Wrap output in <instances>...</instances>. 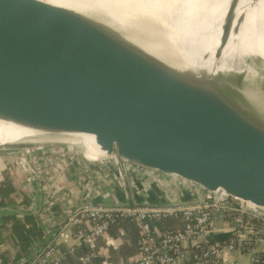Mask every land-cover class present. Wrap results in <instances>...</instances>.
I'll return each mask as SVG.
<instances>
[{
  "label": "water",
  "instance_id": "1",
  "mask_svg": "<svg viewBox=\"0 0 264 264\" xmlns=\"http://www.w3.org/2000/svg\"><path fill=\"white\" fill-rule=\"evenodd\" d=\"M127 35L44 0H0V121L39 136H91L102 155L196 185L204 198L224 192L264 209V132L216 102L242 78L235 86L216 72L173 85ZM248 64L255 76L245 82L264 84V67Z\"/></svg>",
  "mask_w": 264,
  "mask_h": 264
},
{
  "label": "crops",
  "instance_id": "2",
  "mask_svg": "<svg viewBox=\"0 0 264 264\" xmlns=\"http://www.w3.org/2000/svg\"><path fill=\"white\" fill-rule=\"evenodd\" d=\"M34 149L28 158L32 172L16 166L18 149L0 150V264H29L49 244L57 245L61 264H87L81 257L88 251L64 226L71 209L86 200L96 205L167 208L187 203L189 197L172 179L156 178L148 171L116 170L72 156L63 149L64 140L54 137ZM48 139V138H45ZM21 155L24 151L20 150ZM221 226V224H219ZM159 238L166 229L182 230L183 222L173 217L151 224ZM138 222L123 219L96 241L102 258L88 264H130L139 259ZM226 234L216 235L222 240ZM76 250L74 255L70 249ZM240 264H248L240 259Z\"/></svg>",
  "mask_w": 264,
  "mask_h": 264
},
{
  "label": "bare ground",
  "instance_id": "3",
  "mask_svg": "<svg viewBox=\"0 0 264 264\" xmlns=\"http://www.w3.org/2000/svg\"><path fill=\"white\" fill-rule=\"evenodd\" d=\"M44 1L81 14L88 7L90 10L97 7L112 23L128 25L131 36H126V42L130 49L141 59L154 62L163 79L173 85L193 78H207L216 72L231 80L239 79L241 74L254 77L250 61L264 67V0L240 1L225 44L223 29L227 14L232 11V0ZM146 14L155 19L159 17L162 29L153 26L145 34L140 18L147 17ZM168 42L169 46L165 47ZM217 97L220 108L235 113L247 125L264 132L261 118L264 110L256 105L264 104V90L242 92L237 96L220 91ZM36 136L29 130L0 121V145L17 144ZM89 139L94 140L86 136L88 144Z\"/></svg>",
  "mask_w": 264,
  "mask_h": 264
},
{
  "label": "built area",
  "instance_id": "4",
  "mask_svg": "<svg viewBox=\"0 0 264 264\" xmlns=\"http://www.w3.org/2000/svg\"><path fill=\"white\" fill-rule=\"evenodd\" d=\"M83 137L66 138L63 149L70 155L82 157L88 162L108 165L116 170L132 168L148 171L156 178L172 179L179 189L186 193L193 205L167 208L137 207L126 205L108 207L91 201L70 210L64 226L74 229L75 238L88 249L81 257L83 263H91L99 254L96 241L111 227L123 219L135 220L140 226L138 237L139 259L130 264H240L246 259L248 264H264V209L228 196L224 192L207 195L193 184L170 175L140 168L123 162L116 154L102 155ZM47 146H39L43 149ZM34 150L15 151L16 166L24 172H32L28 158ZM31 154V155H30ZM173 217L183 222L182 230L166 229L157 238L152 233V222ZM221 224V226H219ZM226 234L222 240L216 235ZM76 250L70 249L74 255ZM62 256L55 243L37 253L29 264H61ZM102 264H111L103 259Z\"/></svg>",
  "mask_w": 264,
  "mask_h": 264
},
{
  "label": "rangeland",
  "instance_id": "5",
  "mask_svg": "<svg viewBox=\"0 0 264 264\" xmlns=\"http://www.w3.org/2000/svg\"><path fill=\"white\" fill-rule=\"evenodd\" d=\"M88 8L84 9L83 12L85 15H87V17L92 18V20L94 22H97L98 24H102L111 30H114L115 32H117V34L121 35L124 33H128L130 35L129 27L126 24H124L122 26V25L115 23V22L112 23L111 18L109 16H107V14L103 13V11L99 10L97 7L93 8V10H90L91 8L90 9H88ZM142 21L144 22L143 25H145L144 26V28H145L144 33L147 34L149 32V29L154 26L155 22L152 19H145V20L141 19V22ZM256 64H258V62H256ZM240 78H242V81L244 84L241 83L240 85H238L239 79L231 80L229 78H225V80L228 82V84H233L235 86H237V85L243 86V88L239 87L238 91L236 93H233L234 95L237 96L238 94H240L242 92H248V91H254V92L258 93V92H261L264 90V84H261V85L259 84L257 86L255 85L254 88H251L250 82L249 81L245 82L246 78L247 79L250 78L246 74H241ZM256 105H259L257 107L259 110H262V109L264 110L263 102L256 104ZM261 118L264 121V115ZM54 137H56V136H53V135H50V136H41L40 135L39 136V135H37L35 138L34 137L33 138L32 137L27 138L20 143L13 144V145L11 144V145L6 146L5 148L14 149L17 147L16 149L23 150L26 152L27 150H34V149L38 148L39 146H44L45 143H43V142L52 141L55 139ZM45 138H48V139H45ZM62 140H64V139H62ZM69 140H72V139L69 138ZM47 145H48V143L45 146H47Z\"/></svg>",
  "mask_w": 264,
  "mask_h": 264
}]
</instances>
